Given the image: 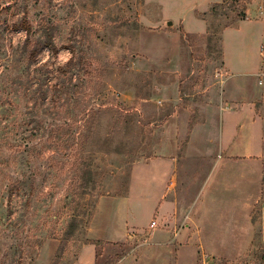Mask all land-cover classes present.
<instances>
[{
    "label": "rangeland",
    "instance_id": "1",
    "mask_svg": "<svg viewBox=\"0 0 264 264\" xmlns=\"http://www.w3.org/2000/svg\"><path fill=\"white\" fill-rule=\"evenodd\" d=\"M263 5L0 0V264H150L158 160L117 197L159 154L178 156L184 180L203 155L188 151L194 126L218 130L227 96L261 112ZM261 178L246 240L200 247L197 264H264V161ZM123 226L126 241L93 238Z\"/></svg>",
    "mask_w": 264,
    "mask_h": 264
},
{
    "label": "crops",
    "instance_id": "2",
    "mask_svg": "<svg viewBox=\"0 0 264 264\" xmlns=\"http://www.w3.org/2000/svg\"><path fill=\"white\" fill-rule=\"evenodd\" d=\"M256 16V21L264 20V8L260 10L259 17ZM224 63L228 69L229 62L225 54ZM226 93L229 95V90ZM227 99L235 108L220 115L218 130L208 127L202 131L197 129V125L194 126L188 151L193 153L196 150L195 152L203 155L199 161H192L188 171L185 170L187 176L184 180L178 181V156L159 154L134 164L126 194L117 197L118 200L129 199L134 172L137 173L135 166L158 160L156 176L163 180V185L152 202L153 216L158 227L152 231L146 247L148 252L156 254L150 259V264H171L172 259L174 264H183L187 260L184 254L191 253L192 250L191 262L184 264H197V249L200 247L208 248V245L217 244L239 249L242 245L239 238L241 242L246 240V220L250 208L260 197L262 183L264 99L260 113L254 112V103L243 92L227 96ZM168 147L166 143L165 148ZM170 149L174 148L170 146ZM204 158L205 162L202 161ZM198 162L203 163V174L202 178L194 180ZM191 183L194 188L189 191ZM200 190L203 193L199 194ZM146 196L152 199L151 196ZM107 198H100L99 204ZM99 214V211L96 212L95 223ZM125 230L123 226L109 237L93 238L112 242L126 241ZM125 259L126 264L130 262L127 257ZM147 260L144 258L140 264Z\"/></svg>",
    "mask_w": 264,
    "mask_h": 264
},
{
    "label": "built area",
    "instance_id": "3",
    "mask_svg": "<svg viewBox=\"0 0 264 264\" xmlns=\"http://www.w3.org/2000/svg\"><path fill=\"white\" fill-rule=\"evenodd\" d=\"M155 225H156V221L151 220V222L149 223V227L153 228Z\"/></svg>",
    "mask_w": 264,
    "mask_h": 264
},
{
    "label": "water",
    "instance_id": "4",
    "mask_svg": "<svg viewBox=\"0 0 264 264\" xmlns=\"http://www.w3.org/2000/svg\"><path fill=\"white\" fill-rule=\"evenodd\" d=\"M167 24H169V25H170V24H171V21H168V22H167Z\"/></svg>",
    "mask_w": 264,
    "mask_h": 264
}]
</instances>
